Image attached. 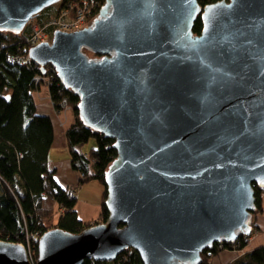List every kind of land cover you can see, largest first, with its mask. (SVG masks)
<instances>
[{
  "label": "water",
  "instance_id": "1",
  "mask_svg": "<svg viewBox=\"0 0 264 264\" xmlns=\"http://www.w3.org/2000/svg\"><path fill=\"white\" fill-rule=\"evenodd\" d=\"M57 1L0 0V31L21 32ZM29 55L54 67L81 123L116 150L105 220L45 230L34 264L113 261L128 248L142 264H201L214 243L251 234L264 188V0H103L86 27ZM0 264L32 263L0 240Z\"/></svg>",
  "mask_w": 264,
  "mask_h": 264
},
{
  "label": "trees",
  "instance_id": "2",
  "mask_svg": "<svg viewBox=\"0 0 264 264\" xmlns=\"http://www.w3.org/2000/svg\"><path fill=\"white\" fill-rule=\"evenodd\" d=\"M98 1L102 5L103 0ZM197 1L203 6L217 0ZM201 27V19L197 16L192 30L199 32ZM30 34V25L18 33L0 31V240L15 243L29 240L31 255L35 260L37 240L50 227L77 232L105 220L104 173L116 156V150L112 147L111 138L81 123L76 109L77 95L61 83L50 63L42 72L33 60L22 63L20 59L11 58L25 50ZM45 77L49 78L44 86L48 87L54 109L60 112L70 107L73 114V121L66 128L65 137L71 168L81 175L78 184L97 180L104 185L101 210L95 221H82L78 218L74 207L75 188L60 187L54 179L55 169L47 166L54 138L53 124L49 116L36 113L33 97V93L43 86L42 79ZM92 138L95 145L85 150L84 145ZM254 196L255 211L262 210L264 188L254 186ZM54 204L62 212L51 225V222L45 220L53 214ZM247 244L248 239L240 236L234 248L243 249ZM226 246L227 242L223 243V248ZM211 250L214 255L218 253L217 244ZM205 254L206 250L202 255ZM245 258V261H235L233 264H264V245L247 252ZM83 264H142V261L135 250L128 248L121 251L113 261L85 259Z\"/></svg>",
  "mask_w": 264,
  "mask_h": 264
},
{
  "label": "rangeland",
  "instance_id": "3",
  "mask_svg": "<svg viewBox=\"0 0 264 264\" xmlns=\"http://www.w3.org/2000/svg\"><path fill=\"white\" fill-rule=\"evenodd\" d=\"M85 5H88V1L85 0L84 2L79 0H60L55 2L54 4L48 6L47 8L43 9L39 14L33 16L27 23L26 25H30L31 26V36H36V33L34 32V28H41L45 23H47L49 20H51L55 15H59L61 13V11H65L68 12L67 18H64L61 20V23H71L73 22L72 25H70V27H68V32H72L75 30H78L80 28L86 27L91 21V19H89L90 15L88 13V11H86V7ZM83 11L84 15L86 16V18L84 17V19H82V16H80L79 12ZM25 25V26H26ZM69 26V25H67ZM52 29V26H46L41 32H46L47 34L42 36L41 39L44 40H48L50 41L52 39V32H50ZM200 32V31H199ZM199 32H195L199 33ZM29 35V36H30ZM86 55L88 57H95L96 55L89 52V51H85ZM39 78V77H38ZM43 81V86L45 84L48 83L49 78L45 77L44 79H42ZM44 89V87H42ZM70 108V107H69ZM59 113V112H57ZM66 111L63 112V115H66ZM40 114V113H38ZM44 115V114H42ZM60 121L58 122V125H60ZM95 145V140L92 138L90 139L85 145H84V149L85 150H89L91 147H93ZM83 185V186H82ZM104 190V185L101 184L100 182H98L97 180H90L89 182H86L84 184H81L80 187L75 188L74 192H75V197H76V205H75V210L77 211L78 206L83 205V213H79L78 218L83 220V221H95L97 220L98 217V212H99V208H100V201L102 199V192ZM87 203H86V202ZM84 204H87V206L84 207ZM262 210L259 211H254L252 214V220H251V224L253 226V230L252 233L249 236H246L245 238L248 239V244L247 250H249L250 248H256V246L259 245V241L261 239H264V221L262 220L261 216L264 217V202L262 204ZM53 214L50 215L45 222L49 223L51 222V225H53V223L56 222L57 217L61 214L62 209H60L59 207H57L56 204H54L53 206ZM259 217V218H258ZM258 218V220H257ZM259 219H261L262 221V225L263 226H259L257 225L258 223L261 224V222H258ZM51 228V227H50ZM257 232H259V234H257ZM245 247L242 249H235L232 248L230 250L233 251H244L243 255H241L239 252V254L241 255L239 258L240 259H244L242 261L246 260V249ZM227 250L229 248H220V250L218 251H222V250ZM206 250V249H205ZM32 253V251H31ZM206 255V256H205ZM202 255V262L201 264H203L204 262L207 263L208 258H212V256H214V254L208 256L207 254ZM216 255V254H215ZM210 264V263H207ZM233 264V263H232Z\"/></svg>",
  "mask_w": 264,
  "mask_h": 264
},
{
  "label": "crops",
  "instance_id": "4",
  "mask_svg": "<svg viewBox=\"0 0 264 264\" xmlns=\"http://www.w3.org/2000/svg\"><path fill=\"white\" fill-rule=\"evenodd\" d=\"M42 87H44V89ZM42 87L40 88L39 91H36L33 93V97H34L35 106H36V113L49 116L53 124L54 138H53V141H52V144L49 150V154L47 157L48 159L47 166L49 168L55 169L54 179L60 187L78 188L81 186V184H78L81 175L79 171L71 168L70 161H69V154H68L67 145H66L67 141L65 137V130L73 121L72 111L69 107H67L64 110L57 113L50 99V96L48 93V87L47 86H42ZM64 111L67 112L65 116L63 115ZM59 121L61 122L60 125H58ZM101 201H100V208H99L98 216L101 210ZM85 206H87V204H84V207ZM83 211H84L83 205H80L78 206L76 213L77 214L83 213ZM261 218L264 221V217L261 216ZM258 222H261V224L259 223L257 224L260 227L264 225V224L262 225L261 219H259ZM257 234H259V232H257ZM261 245H264V239H261L259 241L258 246H261ZM246 247L247 245L245 246V248ZM247 249L248 248L244 249L246 250V253L251 251L254 248L252 247L249 250ZM238 252L241 255H243L244 253V251L240 252V251H233L230 249H227V250L224 249L216 253V255L212 256V258H209V263L210 264H232L235 261L244 260V259L239 258L241 255Z\"/></svg>",
  "mask_w": 264,
  "mask_h": 264
},
{
  "label": "built area",
  "instance_id": "5",
  "mask_svg": "<svg viewBox=\"0 0 264 264\" xmlns=\"http://www.w3.org/2000/svg\"><path fill=\"white\" fill-rule=\"evenodd\" d=\"M77 1H79V0H77ZM81 1L84 2L85 0H81ZM87 1H88V5H85V7H86L85 10L88 11V13L90 15L89 19H91L90 21H92L99 13V10H100V7H101V1H98V0H87ZM67 13L68 12L61 11V13L59 15H57V16L55 15L51 20H49L47 23H45L41 28H34V32L36 33V36H31V35L28 36V40L27 41H28L29 44L27 45L25 50H23L22 53H20V54L11 56V58L16 59V60L20 59L22 63H26L27 61L32 60L30 55H29L30 48H32L34 45L42 43V42H48V43L51 42V40L48 41V40L41 39L42 36L47 34L46 32H41L46 26H50V25L52 26V29L50 31V32H52V37H53V34H54L55 31L68 32V31H65V30H68L69 29L68 27H70V25H72L73 22H71V23H61L62 19L68 17ZM79 13H80L79 14L80 16L83 15L82 19H84V17L86 18V16L84 15L82 10ZM67 25H69V26H67ZM80 29H82V28H80ZM80 29H78V30H80ZM75 31H77V30H75ZM223 243H226V242L219 241V242H216L214 244H217V247L220 250V248L223 249ZM235 243H236V241H234V240L228 241L227 242L228 246H226V248L232 249V246L234 248V244ZM20 244H22L26 248V251H27V254H28V259L30 260V262L32 264H34L35 260H33V257L31 255V247H30V244H29V240H27L25 243L21 242ZM211 249L212 248L206 249V254L208 256L213 254Z\"/></svg>",
  "mask_w": 264,
  "mask_h": 264
},
{
  "label": "bare ground",
  "instance_id": "6",
  "mask_svg": "<svg viewBox=\"0 0 264 264\" xmlns=\"http://www.w3.org/2000/svg\"><path fill=\"white\" fill-rule=\"evenodd\" d=\"M253 230V229H252ZM251 233H252V231H251ZM247 235H244L243 237H246ZM249 236V235H248ZM247 239V238H246Z\"/></svg>",
  "mask_w": 264,
  "mask_h": 264
}]
</instances>
